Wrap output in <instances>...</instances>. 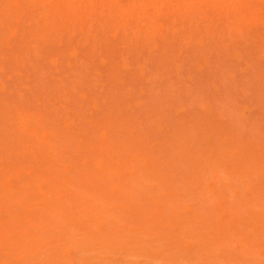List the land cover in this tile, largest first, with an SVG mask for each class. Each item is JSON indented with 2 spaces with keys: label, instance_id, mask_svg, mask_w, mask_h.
Segmentation results:
<instances>
[{
  "label": "rangeland",
  "instance_id": "374dc122",
  "mask_svg": "<svg viewBox=\"0 0 264 264\" xmlns=\"http://www.w3.org/2000/svg\"><path fill=\"white\" fill-rule=\"evenodd\" d=\"M222 1L0 0V264H264V0Z\"/></svg>",
  "mask_w": 264,
  "mask_h": 264
},
{
  "label": "bare ground",
  "instance_id": "6f19581e",
  "mask_svg": "<svg viewBox=\"0 0 264 264\" xmlns=\"http://www.w3.org/2000/svg\"><path fill=\"white\" fill-rule=\"evenodd\" d=\"M212 1L215 2L217 0H212ZM223 1L225 2V0ZM82 2L83 0H51L50 4L48 5L49 8H47L48 9L47 11L51 15L61 16L64 13L74 12V11L76 12L77 10L76 7H78V5H81ZM8 181L9 180L7 177L1 176V186H3L6 189H8L7 187Z\"/></svg>",
  "mask_w": 264,
  "mask_h": 264
}]
</instances>
